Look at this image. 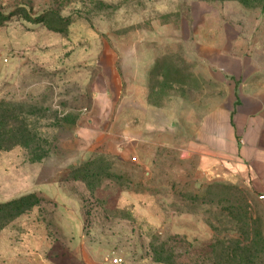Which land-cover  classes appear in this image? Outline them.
<instances>
[{"label":"rangeland","instance_id":"rangeland-1","mask_svg":"<svg viewBox=\"0 0 264 264\" xmlns=\"http://www.w3.org/2000/svg\"><path fill=\"white\" fill-rule=\"evenodd\" d=\"M261 7L0 0V204L35 196L0 213V264H206L212 246L233 250L226 264H264L262 202L185 151L222 97L191 54L225 45L264 71Z\"/></svg>","mask_w":264,"mask_h":264},{"label":"crops","instance_id":"crops-1","mask_svg":"<svg viewBox=\"0 0 264 264\" xmlns=\"http://www.w3.org/2000/svg\"><path fill=\"white\" fill-rule=\"evenodd\" d=\"M200 48L192 58L196 56L209 79L221 86L222 97L191 126L185 151L210 181L240 182L257 198L264 196V71L245 52L235 53L225 45L223 51L213 45L207 52ZM136 66L142 75V63ZM145 83L140 79L128 85L127 100L138 101L128 106L133 114L145 108Z\"/></svg>","mask_w":264,"mask_h":264},{"label":"trees","instance_id":"trees-1","mask_svg":"<svg viewBox=\"0 0 264 264\" xmlns=\"http://www.w3.org/2000/svg\"><path fill=\"white\" fill-rule=\"evenodd\" d=\"M205 1H212V2L213 1H219V2L226 1V2L245 3V2H247L249 0H205ZM263 8L264 7H261V9H263ZM0 18H2V17H0ZM3 18H5V17H3ZM3 123H4L3 120H0V134L2 132V126H3L2 124ZM0 150H4V147L1 144V142H0ZM34 199H35L34 195H29V196H26V197H22V198H20V199H18L16 201H13V202H11L9 204H6V205L4 204V206L2 204H0V213L6 215L5 213L7 212L6 211L7 208H9V210H11V212H15V214H16V212H23L29 206L34 204L33 203ZM237 230H238V228H237ZM253 231H257V230L254 229ZM218 244L221 245V242H219ZM223 244L226 245V243H223ZM229 249H226V247L223 248L222 246H212V247H210V251L206 254V256H204L202 258V260L208 262L206 264H215V262H216L215 258H219L222 255L223 258H224V262L222 264H226V258L229 259V258L232 257V254L231 255H226V250L230 252L231 249L230 250ZM231 252H233V250H231ZM211 256L214 259L211 262H209L210 259H211ZM190 260H191L192 264H200L199 261H198V256H191ZM192 260H194V261H192Z\"/></svg>","mask_w":264,"mask_h":264},{"label":"built area","instance_id":"built-area-1","mask_svg":"<svg viewBox=\"0 0 264 264\" xmlns=\"http://www.w3.org/2000/svg\"><path fill=\"white\" fill-rule=\"evenodd\" d=\"M258 199H259L260 201H263V200H264V196H259ZM112 264H122V263H121V260H119V259H114V260L112 261Z\"/></svg>","mask_w":264,"mask_h":264}]
</instances>
